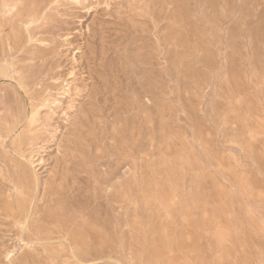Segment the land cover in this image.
I'll use <instances>...</instances> for the list:
<instances>
[{
  "label": "rangeland",
  "instance_id": "obj_1",
  "mask_svg": "<svg viewBox=\"0 0 264 264\" xmlns=\"http://www.w3.org/2000/svg\"><path fill=\"white\" fill-rule=\"evenodd\" d=\"M0 264H264V0H0Z\"/></svg>",
  "mask_w": 264,
  "mask_h": 264
},
{
  "label": "bare ground",
  "instance_id": "obj_2",
  "mask_svg": "<svg viewBox=\"0 0 264 264\" xmlns=\"http://www.w3.org/2000/svg\"><path fill=\"white\" fill-rule=\"evenodd\" d=\"M40 150V149H39Z\"/></svg>",
  "mask_w": 264,
  "mask_h": 264
}]
</instances>
